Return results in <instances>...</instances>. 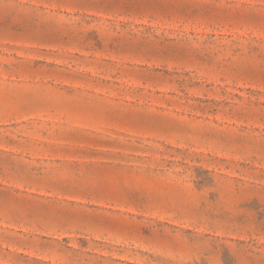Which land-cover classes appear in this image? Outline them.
<instances>
[{
	"label": "rangeland",
	"instance_id": "374dc122",
	"mask_svg": "<svg viewBox=\"0 0 264 264\" xmlns=\"http://www.w3.org/2000/svg\"><path fill=\"white\" fill-rule=\"evenodd\" d=\"M0 264H264V0H0Z\"/></svg>",
	"mask_w": 264,
	"mask_h": 264
}]
</instances>
